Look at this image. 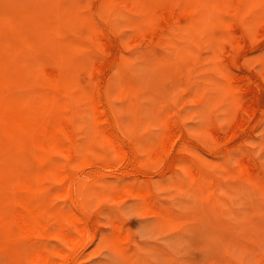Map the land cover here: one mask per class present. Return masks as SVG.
<instances>
[{
	"label": "rangeland",
	"instance_id": "1",
	"mask_svg": "<svg viewBox=\"0 0 264 264\" xmlns=\"http://www.w3.org/2000/svg\"><path fill=\"white\" fill-rule=\"evenodd\" d=\"M2 1L0 36L4 37L3 30L9 40L0 38L5 43L4 48L0 43V62L5 60L4 71L0 68L1 107L22 106L32 120L41 116L59 120L64 115L62 120L71 119L69 132L61 136L49 132L37 140L40 134L34 125H10L0 107V150H7L0 152L6 157H0L4 159L0 180L8 182H4L8 187L1 186L9 196L0 205V231L5 232H0V264H264V0ZM21 7L24 12L27 8L26 14ZM33 13L39 26L35 21V27L31 25ZM28 16L31 20H24ZM17 27L24 43L16 34L20 31H14ZM33 31L31 37L39 35L36 39L30 38ZM12 37L15 42L20 38L18 45ZM42 39L48 41L45 48ZM39 43L44 46L39 48ZM53 69L61 72L60 79H54ZM55 108L61 109V116ZM170 128L174 133L167 131ZM56 135L65 140L63 145ZM166 138L171 143H165ZM41 139L56 149L45 152ZM8 153L14 163L8 161ZM19 153L25 156L20 158ZM28 159L36 164L30 174L24 173H29ZM40 163L50 170L41 167L42 172L37 168ZM62 170L65 175L59 173ZM24 175L40 184L34 192L22 187ZM25 198L42 206L39 215L24 209ZM35 216H39L35 225H26Z\"/></svg>",
	"mask_w": 264,
	"mask_h": 264
},
{
	"label": "bare ground",
	"instance_id": "2",
	"mask_svg": "<svg viewBox=\"0 0 264 264\" xmlns=\"http://www.w3.org/2000/svg\"><path fill=\"white\" fill-rule=\"evenodd\" d=\"M0 1H2V0H0ZM16 1H17V0H16ZM23 1H24V0H23ZM100 1H102V0H100ZM154 1H155V0H154ZM160 1H161V0H160ZM196 1H197V0H196ZM198 1L200 2L201 0H198ZM220 1H222V0H220ZM225 1H226V0H225ZM228 1H229V0H228ZM2 2H3V1H2ZM18 2L21 3L19 0H18ZM103 2H104V0H103ZM152 2H153V1H152ZM156 2H157V1H156ZM170 2H171V1H170ZM189 2H190V1H189ZM191 2H192V0H191ZM194 2H195V1H194ZM223 2H224V1H223ZM23 3H24V2H23ZM195 3H196V2H195ZM1 4H2V3H1ZM30 4H31L30 6L32 7L33 4H32V3H30ZM162 4H163V3H162ZM201 4H202V3H201ZM18 5L22 6V5H24V4H18ZM18 5H16V6L18 7ZM159 5H160V2H159ZM172 5H173V4H172ZM194 5H195V4H194ZM202 5H203V4H202ZM204 5H205V4H204ZM204 5H203V6H204ZM3 6H4V5H3ZM13 6H14V5H13ZM157 6H158V5H157ZM170 6H171V5H170ZM179 6H180V5H179ZM189 6H190V5H189ZM198 6H199V5H198ZM203 6H202V7H203ZM10 7H11V6H10ZM10 7H9V8H10ZM23 7L25 8V6H23ZM160 7H161V6H160ZM162 7H163V6H162ZM192 7H193V6H192ZM200 7H201V6H200ZM7 8H8V7H7ZM11 8H13V7H11ZM11 8H10V9H11ZM21 8H22V7H21ZM21 8H20V10H21ZM24 8H22V12H24ZM179 8H180V7H179ZM197 8H198V7H197ZM14 9H16V8H14ZM18 9H19V8H18ZM31 9H32V8H31ZM191 9H192V8H191ZM201 9H203V8H200L199 10H201ZM1 10H2V9H1ZM16 10H17V9H16ZM157 10H160V9H157ZM177 10H178V9H177ZM180 10H181V9H180ZM192 10H193V9H192ZM195 10H197L196 7H195ZM3 11H4V7H3ZM26 11H27V8L25 9V12H24L25 14L27 13ZM166 11H167V10H166ZM170 11H171V10H170ZM170 11H168V12L170 13ZM181 11H182V10H181ZM183 11H184V10H183ZM32 12H34V11H32ZM157 12H158V11H157ZM159 12H160V11H159ZM159 12H158V13H159ZM176 12H177V11H176ZM188 12H189V11H187V13H188ZM190 12H191V11H190ZM194 12H195V11H194ZM194 12H193V13H194ZM201 12H202V11H201ZM5 13H7V12H5ZM158 13H157V14H158ZM163 13H164V12H163ZM166 13H167V12H165V14H166ZM169 13H167V14H169ZM187 13H186V14H187ZM193 13H192V14H193ZM7 14H8V13H7ZM34 14H35V13H33V16H34ZM152 14H153V12H152ZM170 14H172V13H170ZM173 14H174V13H173ZM176 14H177V13H175V15H176ZM190 14H191V13H190ZM192 14H191L190 16H192ZM159 15H160V14H159ZM175 15H174V16H175ZM188 15H189V14H188ZM33 16H32V17H33ZM35 16H37V15H35ZM35 16H34V18H32L33 20L31 21V25H33V23H34V21H35V20H34V19L36 18ZM152 16H153V15H152ZM28 17H29V16H28ZM155 17H156V16H155ZM171 17H172V16H171ZM177 17H178V16H177ZM145 18H146V17H145ZM28 19L31 20L30 17H29V18L26 17L24 20L27 21ZM148 19H149V18H148ZM156 19H157V18H156ZM20 20H21V19H20ZM30 20L28 21V24H29ZM142 20H143V19H142ZM142 20H141V22H142ZM151 20H152V18H151ZM165 20H167V19H165ZM173 20H174V19H173ZM36 21H39V20H36ZM36 21H35V23H36ZM146 21H147V18H146ZM146 21H144V22H146ZM148 21L150 22V20H148ZM174 21H175V20H174ZM202 21H203V20H202ZM32 22H33V23H32ZM157 22H158V21H157ZM167 22H168V21H167ZM167 22H166V24H165L164 26H167V27H168ZM170 22H171V20H170ZM152 23H153V22H152ZM174 23H175V22H174ZM25 24H26V23H25ZM25 24H24V25H25ZM28 24H26L27 27H28ZM36 24H37V26H39V23H36ZM36 24H34V25H36ZM42 24H43V23H42ZM142 24H143V23H142ZM142 24H141V25H142ZM147 24H148V22H147ZM157 24H158V23H157ZM0 25H2V24H0ZM29 25H30V24H29ZM31 25H30L28 28L32 27ZM34 25H33V26H34ZM40 25H41V24H40ZM149 25H150V24H149ZM149 25H148V26H149ZM152 25H153V24H152ZM2 26H3V25H2ZM37 26H36V27H37ZM142 26H143V25H142ZM150 26H151V25H150ZM154 26H155V25H154ZM3 27H4V26H3ZM6 27H7V29H8V25H7ZM6 27H5V28H6ZM27 27H26V28H27ZM34 27H35V26H34ZM34 27H33V28H34ZM44 27H45V26L43 25V28H44ZM137 27H138V25H137ZM139 27H140V26H139ZM139 27H138V30H139ZM144 27H145V26H144ZM37 28H39V27H37ZM37 28H36V29H37ZM43 28H42V29H43ZM45 28H46L47 31H49V30H48L49 26H48V28H47V27H45ZM150 28H151V27H150ZM153 28H155V27L152 26V29H153ZM10 29H11V28H10ZM15 29H16V27H15ZM23 29H24V28H23ZM40 29H41V28H40ZM40 29H37V30H40ZM142 29H143V28H142ZM158 29H159V28H158ZM17 30H18V31H17ZM17 30H14V31H16V32H19V31H20V29H19L18 27H17ZM28 30H29V29H28ZM28 30H27V31H28ZM46 30H45V31H46ZM50 30H51V28H50ZM63 30H64V29H63ZM143 30H144V29H143ZM146 30H147V29H146ZM146 30L143 31V32L146 33ZM150 30H151V29H150ZM161 30H162V29H161ZM7 31L10 32V30H7ZM52 31H54V30H52ZM65 31H66V30H65ZM1 32H3V35H4V37H5L6 34H7V32H5L6 34L4 33L3 30H2ZM50 32H51V31H50ZM56 32H57V31H56ZM71 32H72V31H71ZM76 32L78 33L77 30L75 31V33H76ZM87 32H88V30H87ZM90 32H92V31H90ZM90 32H89V35H90ZM139 32H140V31H139ZM143 32H142V33H143ZM147 32H148V30H147ZM152 32H153V31H152ZM21 33H23L22 30L19 32V34H18V33H16V34L19 35V36H21V35H20ZM33 33H34V31H33V32H30V38H33V36L31 37V34L33 35ZM46 33H47V32H46ZM82 33H83V32H82ZM157 33H159V31H158ZM9 34H10V33H9ZM36 34H37V33H36ZM44 34H45V33H44ZM73 34H74V32H73ZM99 34H100V33H98L97 35H99ZM102 34H103V33H102ZM102 34H101L100 36H102ZM140 34H141V32H140ZM0 35H2V34H0ZM22 35H23V34H22ZM28 35H29V33H28ZM42 35H43V33H42ZM42 35H41V36H42ZM71 35H72V34H71ZM83 35H85V33H84ZM91 35H93V34H91ZM97 35H96V36H97ZM147 35H148V34H147ZM160 35H161V34H160ZM160 35H159V36H160ZM8 36H9V35H8ZM14 36L16 37V35H14ZM37 36H39V35H37ZM37 36H35V38H33V39H36ZM45 36H47V35L45 34ZM75 36H76V35H75ZM145 36H146V35H145ZM157 36H158V35H157ZM1 37H3V36H0V38H1ZM4 37H3L2 39H3V40H7V39H4ZM9 37H10V36H9ZM49 37H51V36H49ZM78 37H79V36H78ZM90 37H91V36H90ZM97 37H98V36H97ZM151 37H152V36H151ZM151 37H150V38H151ZM153 37H154V36H153ZM20 38H21V39H20ZM20 38H19L20 40L17 39V42H15V38L13 39V37H12V39L14 40V42H15L17 45H18V40H19L21 43H24L23 41H21V40H23L22 38H24V35L21 36ZM43 38H44V37H43ZM47 38H48V37H47ZM71 38H73V37H71ZM92 38H93V36H92ZM99 38H100V37H99ZM102 38H103V37H102ZM102 38H101V40H102ZM2 39H1V40H2ZM53 39H54V38H53ZM56 39H57V38H56ZM73 39H74V38H73ZM78 39H79V38H78ZM86 39H88V38H86ZM89 39H90V38H89ZM103 39H104V38H103ZM3 40H2V41H3ZM8 40H9V39H8ZM8 40H7V41H8ZM42 40H45V39H42ZM48 40H49V39H48ZM74 40H75V39H74ZM76 40H77V38H76ZM92 40H93V39H92ZM96 40H97V39L95 38V41H96ZM101 40H100V41H101ZM2 41H1L0 43H1V45L3 46V48H4L5 45H3L4 42L2 43ZM11 41H12V40H10L9 42L12 43L13 41H12V42H11ZM24 41H25V39H24ZM49 41H50V40H49ZM52 41H53V40H51L50 42H52ZM54 41H55V40H54ZM88 41H89V40H88ZM9 42H8V44H9ZM14 42H13V43H14ZM28 42H29V41H28V39H27V44H26V42H25L26 46L29 44ZM34 42H35V41H34ZM47 42H48V41H46V40H45V42L42 41V44L45 43V44H44L45 46L42 45V44H41V46H44V48H45ZM91 42H93V41H91ZM15 43H14V44H15ZM21 43H20V44H21ZM52 43H53V42H52ZM94 43H95V42H94ZM4 44H5V43H4ZM14 44H13V45H14ZM16 44H15V45H16ZM47 44H48V43H47ZM89 44H90V42H89ZM30 45H31V44H29V46H30ZM53 45L55 46L54 43L52 44V46H53ZM82 45H83V44H82ZM93 45H95V44H92V46H93ZM2 46H1V47H2ZM22 46H23V45H22ZM33 46H36V44L33 45ZM39 46H40V43H39ZM41 46H40L39 48H41ZM92 46H91V47H92ZM1 47H0V48H1ZM93 47H94V46H93ZM96 47H97V46H96ZM25 48H27V47H25ZM29 48H30V47H29ZM29 48H28V49H29ZM1 49H2V48H1ZM28 49H27V50H28ZM33 49H34V48H33ZM46 49H47V48H46ZM55 49H56V47H55ZM59 49H60V48H59ZM59 49H57V50H59ZM5 50H6V49H5ZM47 50H48V49H47ZM49 50H51V48H49ZM70 50H71V49H70ZM97 50H98V49H97ZM10 51H11V50H10ZM10 51H8V52H10ZM39 51H40V50H39ZM41 51H43V50H41ZM44 52H45V51H44ZM46 52H47V51H46ZM70 52H71V51H70ZM2 53H4V52H2ZM11 53L14 54V53H17V52L14 51V53H13V51H12V52H10V54H11ZM48 53L50 54L51 51H48ZM55 53H57L56 50H55ZM71 53H72V52H71ZM184 53H185V52H184ZM184 53H183V55H184ZM10 54H8L9 57H10ZM12 54H11V55H12ZM17 54H18V53H17ZM44 54H45V53H44ZM52 54H53V53H52ZM57 54H58V53H57ZM57 54H54V55H57ZM4 55H5V53H4ZM24 55H25V54H24ZM24 55H23V56H24ZM50 55H51V54H50ZM2 56H3V55H2ZM8 56H7V54H6V57H7V59L9 60ZM45 56H46V54H45ZM57 56H59V55H57ZM71 56H72V55H71ZM180 56H181V55H180ZM184 56H185V55H184ZM15 57H16V55H14V58H15ZM18 57H19V56H18ZM21 57H22V56H21ZM25 57H26V56H25ZM42 57H43V55H42ZM48 57L51 58L50 56H48ZM4 58H5V56H4ZM12 58H13V56L10 57V59H12ZM26 58H27V57H26ZM28 58H31V57H28ZM52 58H54V57L52 56ZM52 58H51V59H52ZM0 59H1V53H0ZM24 59H25V58H24ZM54 59H55V58H54ZM54 59L52 60V63H53ZM56 59H57V58H56ZM56 59H55V60H56ZM8 60H7V61H8ZM12 60H13V62L16 61L15 59H12ZM19 60H20V57H19L18 61H19ZM21 60H22V59H21ZM21 60H20V63L22 64V61H21ZM35 60H36V59H35ZM39 60H40V59H39ZM1 61H4L3 63L5 64V60H3V58H2ZM28 61H29V60H28ZM30 61H31V60H30ZM10 62H11V60H10ZM25 62H27V61L25 60ZM31 62H32V61H31ZM31 62H30V63H31ZM0 63H1V64H0V68H1V66L3 67L4 64H3L2 62H0ZM8 63H9V62H6V64H7V68H8ZM14 63H15V62H14ZM23 63H24V62H23ZM93 63H94V62H93ZM96 63H97V62H96ZM2 64H3V65H2ZM11 64H12V62H11ZM24 64H26V63H24ZM24 64H23L22 67H24ZM9 65H10V64H9ZM16 65H17V63H16ZM16 65H15V67H16ZM27 65H28V63L26 64V66H27ZM31 65H32V64H31ZM31 65H30V66H31ZM37 65H39V64H37ZM93 65H95V64H93ZM99 65H100V64H99ZM10 66H11V65H10ZM13 66H14V64H13ZM97 66H98V65H97ZM183 66H184V65H183ZM4 67H5V66H4ZM22 67H21V68H22ZM37 67H39V66H37ZM29 68H30V67H29ZM39 68H41V67H39ZM1 69L4 71L5 68H1ZM8 69H9V68H8ZM10 69H11V68H10ZM10 69H9V70H10ZM12 69H13V67H12ZM12 69H11V70H12ZM26 69H27V67H26ZM30 69H31V68H30ZM9 70H7L6 72L9 73ZM14 70H15V69H13V71H10V72H15ZM24 70H25V68H24ZM93 70H94V69H93ZM30 71H31V70H30ZM33 71H34V74H36V73H35V70H33ZM0 72H1L0 74L3 75V74H2L3 72H2L1 70H0ZM28 72H29V71H27V73H28ZM51 72H52L53 75L55 76L54 79H57V78H59V77L61 76V72L58 71V70L53 69V70H51ZM4 73H5V72H4ZM7 73H5V75H6ZM15 73H16V72H15ZM17 73H19V72H17ZM20 73H21V72H20ZM27 73H26V75H28ZM29 73H30V72H29ZM174 73H175V72H174ZM11 75H12V74H11ZM13 75H14V74H13ZM15 75H16V74H15ZM36 75H37V74H36ZM41 75H42V74H41ZM43 75H44V74H43ZM165 75H166V74H165ZM18 76H20V75H18ZM54 76H53V77H54ZM1 77H2V76H1ZM3 77H4V76H3ZM9 77H10V75H9ZM9 77L7 76V78H9ZM15 77H16V76H15ZM27 77H28V76H27ZM27 77H26V78H27ZM35 77H36V76H35ZM49 77H50V76H49ZM61 77H62V76H61ZM79 77H80V76H79ZM23 78L25 79V77H23ZM23 78H22V79H23ZM81 78H82V77H81ZM81 78H80V79H81ZM91 78H92V77H91ZM14 79H15V78H14ZM42 79H43V77H42ZM50 79H51V78H50ZM59 79H60V78H59ZM77 79H78V77H77ZM82 79H83V78H82ZM86 79H87V78H86ZM12 80H13V79H12ZM51 80H52V79H51ZM57 80H58V79H57ZM70 80H71V79H70ZM0 81H1V80H0ZM3 81H4V80H3ZM46 81H47V80H46ZM49 81H50V80H49ZM60 81L63 82L62 79H61ZM60 81H59V82H60ZM68 81H69V80H68ZM71 81H73V80H71ZM71 81H70V82H71ZM34 82H35V81H34ZM84 82H86V80H85ZM87 82H88V80H87ZM87 82H86V84H87ZM10 83H11V82H10ZM35 83H36V82H35ZM56 83H57V82H56ZM67 83H68V82H67ZM72 83H73V82H72ZM80 83L82 84V81H80ZM59 84H60V83H59ZM63 84H65V83H63ZM1 85H2V83H1ZM11 85L13 86V84H11ZM14 85H15V84H14ZM30 85H31V84H30ZM47 85H50V84H47ZM65 85H66V84H65ZM65 85H64V86H65ZM72 85L74 86V84H72ZM79 85H80V84H79ZM87 85H92V84L89 83V84H87ZM87 85H86V86H87ZM33 86H34V84H33ZM33 86H32V88H33ZM67 86H69V85H66V87H67ZM73 86H71V84H70V90H71V91H72L71 87H73ZM77 86H78V85H77ZM80 86H81V85H80ZM80 86H79V87H80ZM58 87H59V86H58ZM88 87H91V86H88ZM0 88H1V87H0ZM32 88L30 87V89H32ZM63 88H64V87H63ZM77 88H78V87H77ZM80 88H83V87H80ZM84 88L87 89L85 86H84ZM84 88H83V89H84ZM17 89H18V88H17ZM30 89H29V90H30ZM39 89H41V88L39 87ZM65 89H66V88H65ZM85 89H84V90H85ZM88 89H89V88H88ZM91 89H92V87H91ZM91 89H90V90H91ZM26 90H27V89H26ZM29 90H28V91H29ZM33 90H34V89H33ZM33 90H32V91H33ZM77 90H79V89H77ZM90 90H89V91H90ZM28 91H27V93H28ZM52 91H53V90H52ZM92 91H93V90H92ZM245 91H246V90H245ZM21 92H22V91H21ZM33 92H34V91H33ZM35 92H36V91H35ZM80 92H81V94H82V92H85V91L80 90ZM13 93H15V92H13ZM37 93H40V92H37ZM41 93H42V92H41ZM45 93H46V92H45ZM53 93H54V92H53ZM56 93H57V92H56ZM72 93H74V92H72ZM25 94H26V93H25ZM50 94H52V93H50ZM66 94H67V93H65L64 95L66 96ZM20 95H21V94H20ZM44 95H45V94H44ZM61 95H62V94H61ZM72 95H74V94H72ZM72 95H71V96H72ZM86 95H87V94H86ZM13 96H14V95H13ZM49 96H50V95H49ZM76 96H77V95H76ZM9 97H11V96H9ZM16 97H17V96H16ZM32 97H33V96H32ZM37 97H39V96H37ZM41 97H42V96H41ZM52 97H53V96H52ZM52 97H51V98H52ZM54 97H55V96H54ZM59 97H60V96H59ZM66 97H67V96H66ZM72 97L74 98V96H72ZM83 97H84V96H83ZM83 97H82V98H83ZM98 97H99V96H98ZM43 98H44V97H43ZM51 98H50V101H52ZM60 98H61V97H60ZM70 98H71V97H70ZM87 98H88V96L86 97V99H87ZM12 99H13V98H12ZM12 99H10V100H12ZM24 99H25V98H24ZM33 99H35V98H33ZM45 99H46V97H45ZM61 99H62V98H61ZM76 99L80 101V99H78V97H77ZM83 99H85V97H84ZM83 99H82V100H83ZM88 99H89V98H88ZM13 100H14V99H13ZM25 100H26V99H25ZM56 100H57V99H56ZM74 100H75V98H74ZM77 100H75V101H77ZM27 101H29V99H27ZM27 101H25V103H27ZM31 101H32V100H31ZM35 101H36V100H35ZM41 101H42V98H41ZM47 101H48V100H47ZM54 101H55V100H53V102H54ZM63 101H64V100H63ZM72 101H73V99H72ZM72 101H71V102H72ZM251 101H252V100H251ZM16 102H17V101H16ZM44 102H45V101H44ZM12 103H13V102H12ZM12 103L10 102V104H12ZM23 103H24V102H23ZM54 103H55V102H54ZM58 103H59V102H58ZM73 103H74V101H73ZM2 104H3V103H2ZM8 104H9V103H8ZM39 104H40V103H39ZM45 104H47V103H45ZM49 104H50V102L48 103V105H49ZM64 104H65V103L62 104V108H63V105H64ZM56 105H58L57 107L59 108V104H56ZM56 105H55V107H56ZM73 105H74V104H72V106H73ZM75 105H76V104H75ZM78 105H80V104H78ZM85 105H86V104H85ZM96 105H97V104H96ZM10 106H12V105H10ZM41 106H42V105H41ZM41 106H40V108H41ZM53 106H54V105H53ZM100 106H101V105H100ZM234 106H235V105H234ZM0 107H1V105H0ZM31 107H32V105H31ZM45 107H46V106H45ZM57 107H56V108H57ZM1 108L3 109L2 115L5 117V120H6L10 125H15V124H17V123H23V124H26V125H28V126H29V125H34V126H35L34 129H37V131H38L39 134L41 135V136H40V135H36L37 137H39V138L35 137V138H37V140H39L40 137H41V138L44 137V135H47V133H49V132H51V133L53 132V133H56L58 136H61V134H62L63 131H65V130H68V132L70 131V130H69V125H70L69 122H70V119H71V118H70V116H69V120H68V121H67V120H65V121L62 120V119L64 118V116H65V115H64V112H62L64 116L61 117L62 119L59 118V120L56 119V116H55V118L46 117V116H41V117H39V118H37V119H35V120H32V119L28 116V113H31V112H28L25 108H22V106H21L20 108L13 107V106H12V107H4V106H2ZM51 108H52V110H53V107H51ZM56 108H55V110H56ZM60 108H61V107H60ZM62 108H61V109H62ZM73 108H74V106H73ZM80 108H82V107H80ZM100 108H101V107H100ZM29 109H30V108H29ZM61 109H60L59 111L56 110V112L58 111V114H59V112L61 111ZM77 109H78V107H77ZM85 109H86V107H85ZM85 109H83V110L85 111ZM101 109H102V108H101ZM33 110H34V109H33ZM79 110L81 111L82 109H79ZM86 110H87V109H86ZM99 110H100V109H99ZM39 111H40V110H39ZM97 111H98V110H97ZM237 111H238V110H237ZM251 111H253V110H251ZM35 112L37 113V111H34V113H35ZM53 112H54V110H53ZM73 112H75V111L73 110ZM81 112H82V111H81ZM103 112H104V109H103ZM34 113H33V114H34ZM54 113H55V112H54ZM98 113H99V112H98ZM60 114H61V113H60ZM60 114H59V115H60ZM76 114H78V111L76 112ZM42 115H43V114H42ZM53 115H54V114H53ZM100 115H101V114H100ZM236 115H237V114H236ZM236 115H235V116H236ZM60 116H61V115H60ZM67 116H68V115H67ZM72 116H74V115H72ZM58 117H59V116H58ZM58 117H57V118H58ZM75 117H76V116H75ZM75 117H74L73 120H75L76 118H78V116H77L76 118H75ZM79 117H80V116H79ZM167 117H168V116H167ZM236 117H237V116H236ZM100 118H102V115L100 116ZM163 118H164V117H163ZM163 118H162V119H163ZM243 118H244V117H243ZM60 119H61V121H60ZM80 119H81V118H80ZM78 120H79V119H78ZM100 120H101V119H100ZM171 120H172V118H171ZM171 120H170V121H171ZM232 120H233V119H232ZM238 120H239V119H238ZM242 120H243V119H242ZM75 121H76V120H75ZM103 121H104V120H103ZM173 121H174V120H173ZM240 121H241V119L239 120V122H240ZM71 122H72V120H71ZM165 122H166V121H165ZM167 122L169 123V121H167ZM176 122H177V121H176ZM243 122H244V121H243ZM72 123H73V122H72ZM74 123H77V122H74ZM162 123H163V122H162ZM171 123H172V122H171ZM171 123H170V124H171ZM239 124H240V123H239ZM78 125L80 126V123H78ZM95 125H96V124H95ZM99 125H100V124H99ZM164 125H166V124L164 123ZM240 125H241V124H240ZM73 126H74V124H73ZM75 126H76V125H75ZM166 126H167V125H166ZM80 127H81V126H80ZM162 127H163V126H162ZM167 127H168V126H167ZM173 127H174V125H173ZM81 128H82V127H81ZM174 128H175V127H174ZM233 128H236V127L234 126ZM12 129H13V128H12ZM74 129H75V128H74ZM95 129L97 130L96 126H95ZM163 129H167V128H165V126H164ZM163 129H162V130H163ZM168 129H169V128H168ZM170 129H171V130H167V131H169V132L171 131L170 133H174V132H172V128H170ZM72 130H73V129H72ZM101 130H102V128H101ZM101 130H100V134H101L102 131H103V130H102V131H101ZM20 131H21V129H20ZM34 131L37 133L36 130H34ZM73 131H74V130H73ZM73 131H72V132H73ZM75 131H76V129H75ZM167 131H166V133H167ZM175 131H176V130H175ZM231 131H232V130H231ZM17 132H18V131H17ZM163 132H164V131H162V133H163ZM29 133H30V132H29ZM29 133H27V135H28ZM36 133H35V134H36ZM70 133H71V132H70ZM77 133H78V132H77ZM77 133H76L75 135H77ZM94 133H95V131H94ZM97 133H98V132H97ZM97 133H96V134H97ZM104 133H106V132H104ZM231 133H232V132H231ZM2 134H3V133H2ZM72 134H73V133H72ZM175 134H176V133H175ZM232 134H234V132H233ZM11 135H12V134H11ZM15 135H17V134H15ZM21 135H23V133H21ZM27 135H24V136L27 137ZM51 135H54V134H51ZM57 135H56V139L58 138ZM68 135H69V134H68ZM68 135H67V136H68ZM75 135H72V136H75ZM103 135H104V134H103ZM107 135H108V134H106V136H107ZM161 135H162V134H161ZM165 135L167 136V134H165ZM2 136H4V134H3ZM6 136H7V135H6ZM17 136H18V135H17ZM30 136H31V133H30V135L28 136L29 139H30ZM72 136H70V139H71ZM98 136H101V135H97L96 137H98ZM25 137H24V138H25ZM28 137H27V138H28ZM33 137H34V136H33ZM49 137H52V136H48V140L50 139ZM54 137H55V136H53L52 139H54ZM163 137L165 138L164 135H163ZM170 137H171V136H170ZM170 137L167 136V138H170ZM172 137H175V135H173ZM0 138H1V137H0ZM8 138H9V137H8ZM10 138H11V137H10ZM27 138H25V140H26ZM45 138H46V137H45ZM45 138H44V139H45ZM63 138H64V137H63ZM75 138H76V137H75ZM108 138H111V137L109 136ZM167 138H166V140H165V143L167 142ZM2 139H3V137L0 139V141H1ZM5 139H6V138H5ZM5 139H4V141H2L3 145H4V142H6ZM11 139H12V138H11ZM11 139H9V140H11ZM15 139H16V138H15ZM21 139H22V138H21ZM31 139H32V138H31ZM68 139H69V138H68ZM68 139H66V140L68 141ZM106 139H107V138H106ZM113 139H114V138H113ZM18 140H19V139H18ZM22 140H23V139H22ZM25 140H24V141H25ZM73 140H74V139H73ZM102 140L104 141V139H102ZM110 140H112V139H110ZM163 140H164V139H163ZM31 141H32V140H31ZM35 141H36V139H35ZM40 141H41V143H42V144H41V147L39 146L40 148H42V149H43L45 152H47V153H48V151H52L51 149H53V148H50V147H49L50 145H47L46 142H45L44 140H42V139H41ZM51 141H52V140H51ZM64 141H65V140H64ZM64 141L62 140L61 137H59L58 140H57L58 144H62V142H63V144H64V143H65ZM160 141H161V145H160V147H161L162 144H163V143H162V142H163V141H162V136H161ZM171 141H172V140H171ZM27 142H28V141H26V143H27ZM36 142H37V141H36ZM113 142L115 143L114 140H113ZM168 142H170V141L168 140ZM168 142H167V143H168ZM6 143H7V142H6ZM6 143H5V144H6ZM14 143H15V140L12 141V146H13ZM16 143H17V142H16ZM29 143H30V140H29ZM34 143H35V142H34ZM53 143H54V142H53ZM68 143H69V142H68ZM74 143H75V140H74ZM74 143H73V144H74ZM170 143H171V142H170ZM170 143H169V144H170ZM23 144H25V143H23ZM36 144H37V143H36ZM36 144H35V145H36ZM63 144H62V145H63ZM66 144H67V142H66ZM66 144H65V145H66ZM15 145L17 146L18 144H15ZM32 145H33V144H32ZM39 145H40V144H39ZM53 145H54V144H53ZM69 145H70V144H69ZM69 145H68V147H69ZM74 145H75V144H74ZM111 145H113V144H111ZM115 145H117V144L115 143ZM166 145H167V144H166ZM5 146H8V145H5ZM26 146H28V145H26ZM163 146L165 147V145H163ZM167 146H168V145H167ZM14 147H15V146H14ZM14 147H13V148H14ZM33 147H35V146H33ZM39 147H36V148H39ZM51 147H52V146H51ZM61 147H62V146H61ZM164 147H163V148H164ZM15 148H16V147H15ZM21 148H22V147H21ZM26 148H27V147H26ZM31 148H32V146H31ZM49 148H50V150H49ZM63 148H64V147H63ZM113 148H114V147H113ZM117 148L120 149L118 145H117ZM168 148H169V147H168ZM168 148H166V149L168 150ZM7 149H8V148H7ZM9 149H10V148H9ZM19 149H20V147H19ZM23 149H24V148L20 149L19 152H20V153H21V152H22V153H26V152H24V151H21V150H23ZM55 149H56V148H55ZM55 149H53V150H55ZM59 149H61V148L58 147V150H59ZM68 149H69V148H68ZM1 150H2V149H1ZM1 150H0V152H1ZM10 150H11V149H10ZM10 150H9V152H10ZM25 150H26V149H25ZM33 150H35V152H36V149H33ZM40 150H41V149H40ZM61 150H63V149H61ZM61 150H59V151H61ZM116 150H117V149H116ZM2 151H3V152H7V150L4 151V149H3ZM11 151H12V150H11ZM29 151H30V150H29ZM29 151H28V155H29ZM56 151H57V150H56ZM118 151H119V150H118ZM121 151H122V150H121ZM3 152L1 153V156H0V157H2L3 154H5V153H3ZM35 152H34V153H35ZM53 152L55 153V151H53ZM122 152H123V151H122ZM20 153H19V155H20ZM51 153H52V152H51ZM118 153H119V152H118ZM8 154H9V153H8ZM35 154H36V153H35ZM45 154H46V153H45ZM58 154H59V153H58ZM10 155H11V153L9 154V156L6 154L7 158H9ZM12 155H13V153H12ZM26 155H27V154H26ZM43 155H44V154H43ZM158 155H159V154H158ZM14 156L16 157V154H14ZM14 156H13V157H14ZM21 156L24 157L25 154H24V155H20V158H21ZM39 156L41 157L42 155H39ZM52 156L56 158L57 155L55 156V155L52 154ZM3 157H4V155H3ZM46 157H47V156H46ZM49 157H51V156H49ZM4 158H6V157H4ZM26 158H27V156H26ZM29 158H30V157H29ZM31 158H32V157H31ZM31 158H30V159H31ZM155 158H156V157H155ZM2 159H3V158H2ZM2 159H0V160L2 161ZM22 159H23V158H22ZM34 159H35V157H34ZM37 159H39V158H37ZM46 159H47V158H46ZM46 159H45V160H46ZM3 160H4V159H3ZM9 160H10V158L8 159V161H9ZM23 160H24V159H23ZM31 160L34 161L35 163H36L37 161H41L40 159L37 160V161H36V159H35V160L31 159ZM49 160H50V162H52L51 159H49ZM49 160H48L47 162H49ZM53 160H54V158H53ZM8 161H7V162H8ZM17 161H18V160H17ZM32 161H30V162H32ZM9 162H11V161H9ZM12 162L14 163V160H12ZM12 162H11V163H12ZM26 162L29 163V159H28ZM42 162H43V161H42ZM42 162H41V163H42ZM55 162H56V161H54V163H55ZM57 162H58V161H57ZM126 162H127V161H126ZM11 163H10V164H11ZM35 163H33L34 166H32V165H33L32 163H29V164H30V166L28 165V166L30 167V168H29V173H27L28 171H27V172L22 171V172H24V173H26V174H30V172H31V171H30V170H31V166H32V168L34 167V169H35V166H36ZM41 163H40L41 166H40V165H37V168L40 167L39 169H41V167H43V170H44V166H42L43 163H42V164H41ZM52 163H53V162H52ZM1 164H2V163H1ZM47 164H48V163H47ZM3 165H4V164H2V166H3ZM18 165H19V162H18ZM26 165H27V164H26ZM54 165H55V164H54ZM4 166H5V165H4ZM47 166H48V165H47ZM6 167H7V166H6ZM8 167L10 168V165H8ZM12 167H14V166H12ZM22 167H23V166H22ZM22 167H21V168H22ZM59 167H60V166H59ZM59 167H58V168H59ZM62 167H64V166H62ZM62 167H61V168H62ZM21 168L19 169V171L23 169V168H22V169H21ZM45 168H46V166H45ZM47 168H48V167H47ZM47 168H46V170H47ZM53 168H55V167L53 166ZM53 168H52V169H53ZM58 168H56V169H58ZM25 169H26V167H24L23 170H25ZM48 169H49V168H48ZM59 169H60V168H59ZM59 169H58V170H59ZM2 170H3V168H2ZM4 170H5V168H4ZM4 170H3V171H4ZM46 170H44V171L47 172ZM49 170H50V169H49ZM49 170H48V172H49ZM5 171H6V170H5ZM8 171H9V170H8ZM25 171H26V170H25ZM35 171H36V170H35ZM41 171H42V169H41ZM53 171H54L53 174H56L55 169H54ZM9 172H10V171H9ZM37 172L41 173L39 170H37ZM42 172H43V171H42ZM51 172H52V170H51ZM62 172H63V174H64V171H63V170H62L61 172H59V173L62 174ZM49 173H50V172H49ZM15 174H16V173H15ZM26 174H25V175H26ZM51 174H52V173H51ZM57 174H58V173H57ZM8 175H9V173H8ZM25 175H24V177L22 178V180H23V181H22V183H23L22 187L25 188V189L30 190L31 192H34V191L37 189L36 186H39L40 184H39V185H35V182L33 181V180H35V179H33V178L31 179V178H29V177H27V176L25 177ZM33 175H34V174H33ZM33 175H32V176H33ZM42 175L44 176V179H45L46 176H45L43 173H42ZM64 175H65V174H64ZM66 175H67V174H66ZM0 176H2V175H0ZM43 176H42V177H43ZM49 176H50V175H49ZM52 176H53V175H52ZM52 176H51V177H52ZM59 176H60V175H59ZM8 177H9V176H8ZM53 177H54V176H53ZM53 177H52V178H53ZM60 177H61V176H60ZM60 177H59V178H60ZM66 177H68V175H67ZM66 177H65V178H66ZM34 178H35V177H34ZM46 178H48V177H46ZM59 178H58V179H59ZM71 178H72V177H71ZM0 179H1V178H0ZM2 179H3V178H2ZM11 179H12V178H11ZM14 179H15V178H14ZM40 179H41V178H37V180H40ZM49 179H50V178H49ZM62 179H63V178H62ZM68 180H70V178H68ZM3 181L5 182L6 180H3ZM7 181H9V180H7ZM40 181H41V180H40ZM51 181H52V180H51ZM59 181H62V180H59ZM4 182H3V183H4ZM42 182H43V180H42ZM42 182H41V183H42ZM67 182H68V181H67ZM3 183H2L1 180H0V205H2L1 203L5 202L7 199H9V196H8V194H7V192H6V190H8V189L5 190V189L3 188V187L6 186V184H7L8 182H5V183H6V184L4 183L5 186L2 187L1 185H2ZM46 183H47V182H46ZM61 183H62V182H61ZM69 183H70V184H69ZM69 183H68V185H71V184H72V182H70V181H69ZM7 185H8V184H7ZM9 185H10V184H9ZM47 185H48V184H47ZM53 185H54V184H53ZM65 185H66V184H65ZM65 185H63V186H65ZM56 186H59V185H56ZM6 187H8V186H6ZM40 187H42V185H41ZM52 187H53V186H52ZM60 188H61V187H60ZM60 188H59V189H60ZM62 188H63V187H62ZM9 189H10V186H9ZM39 189H40V188H39ZM51 189H52V188H51ZM52 190H53V192H54L55 189H52ZM52 190H51V191H52ZM60 190H61V189H60ZM62 190H63V189H62ZM62 190H61V191H62ZM31 192H30V193H31ZM45 192H46V191H45ZM47 192H48V190H47ZM68 192H69V190H68ZM68 192H67V194H68ZM51 193H52V192H51ZM57 193H59V192L57 191ZM32 194L35 195V193H32ZM39 194H42V193L39 192ZM46 194H47V193H46ZM49 194H50V193H49ZM42 195H43V194H42ZM52 195H53V194H52ZM54 195H56V192H55ZM59 195H60V194H59ZM59 195H57V196H59ZM10 196H11V195H10ZM50 196H51V195H50ZM57 196H56V197H57ZM39 197H40V196H39ZM48 197H49V196H48ZM52 197H53V196H52ZM56 197H55V198H56ZM43 198L46 199L47 197L45 198V196H44ZM70 198H71V197H70ZM23 200H24V201H23V206H24V209H25L26 211H28V212H35L36 215H39V213H40V210H39V209H40V207H42V206L39 207V205L35 204L32 200H30V199H28V198H25V199H23ZM37 200H39V199H37ZM145 200H146V199H145ZM148 200H149V199H148ZM148 200H146V201H148ZM50 201H51V199H50ZM55 201H56V200H55ZM42 202H43V201H42ZM44 202H45V200H44ZM44 202H43V203H44ZM46 202H47V201H46ZM144 202H145V201H144ZM5 203H6V202H5ZM50 203H52V202H50ZM50 203L48 204L49 207L51 206ZM57 203H58V202H57ZM147 203H149V202H147ZM20 204H21V202H20ZM53 204H54V203H53ZM55 204H56V203H55ZM40 205H41V204H40ZM46 205H47V204H46ZM4 206L6 207V205H4ZM4 206H2V207H3L4 210H5V207H4ZM48 206H47V207H48ZM9 208H10V207H9ZM45 208H46V207H45ZM52 208H53V205H52ZM52 208H51V209H52ZM56 208H59V205H57ZM56 208H55V209H56ZM145 208H146V207H145ZM1 209H2V208H0V210H1ZM14 209H15V208H14ZM14 209H12V210H14ZM43 209H44V208H43ZM51 209H50V212H52ZM45 210H46V209H45ZM52 210H53V209H52ZM2 211H3V210H2ZM59 211H60V210L58 209V212H59ZM66 211H67V210H66ZM0 212H1V211H0ZM3 212H5V211H3ZM12 212H15V211H12ZM19 212H20V211H19ZM56 212H57V211H56ZM71 212H72V211L69 212V210H68L69 215H70ZM1 213H2V212H1ZM7 213H8V212H7ZM16 213H17V212H16ZM35 213H34V215H35ZM42 213H43V212H42ZM64 213H65V212H64ZM2 214H3V213H2ZM10 214H12V213H10ZM13 214H14V213H13ZM18 214H20V213H18ZM29 214H30V213H29ZM53 214H54V213H53ZM74 214H75V213H74ZM0 215H1V214H0ZM60 215L62 216V213H61ZM2 216H3V215H2ZM2 216H0V217H2ZM29 216H32V215H29ZM29 216H28V217H29ZM11 217H12V216H11ZM24 217H26V216H24ZM2 218H3V217H2ZM9 218H10V217H9ZM38 218H39V216H35V218L33 217L32 219H31V217H30L31 221H27V220H26V225H32V226H33V224L35 225L34 222H35ZM73 218H74V217H73ZM73 218H72V219H73ZM77 218H78V217H77ZM5 219H6V217H5ZM44 219H45V218H44ZM46 219H47V218H46ZM72 219H71V220H72ZM74 219H75V218H74ZM11 220H12V218H11ZM48 220H49V219H48ZM48 220H47V221H48ZM60 220H61V219H60ZM75 220H76V219H75ZM78 220H79V219H78ZM6 221H7V220H6ZM15 221H16V220H15ZM19 221H20V220H19ZM19 221H18V222H19ZM50 221H51V220H50ZM8 222H9V221H8ZM8 222H7V223H8ZM23 222H25V220H24ZM81 222H82V221H81ZM81 222H80V223H81ZM7 223L5 224V226H7ZM13 223H14V222H13ZM19 223H20V222H19ZM39 223H40V221H39ZM74 223H75V222H74ZM2 224H4V223H2ZM2 224H1V225H2ZM15 224H16V223H15ZM46 224H47V222H46ZM65 224H67V223H65ZM9 225H10V224H9ZM26 225H25V226H26ZM72 225L74 226V224H72ZM81 225H82V224H81ZM54 226H55V224H54ZM82 226H83V225H82ZM36 227H39V225H37ZM40 227H41V226H40ZM45 227H46V226H45ZM51 227H52V226H51ZM51 227H50V228H51ZM56 227H57V226H56ZM80 227H81V226H80ZM0 228H1V227H0ZM18 228H20V227H18ZM31 228H32V227H31ZM42 228H43V227H42ZM46 228H48V227H46ZM53 228H54V227H53ZM86 228H87V227H86ZM2 229H7V227H6V228H2ZM2 229H1V230H2ZM14 229H15V227H14ZM16 229H17V228H16ZM48 229H49V228H48ZM82 229H84V228L82 227ZM23 230L25 231V229H23ZM33 230H34V229H33ZM40 230H41V229H40ZM43 230H45V229H42V231H43ZM46 230H47V229H46ZM78 230H80V229H78ZM4 231H6V230H4ZM8 231H9V230H8ZM80 231L82 232V230H80ZM0 232L5 234V232H3V231H0ZM33 232H34V231H33ZM44 232H45V231H43V233H44ZM47 232H48V231H47ZM60 232H63V231H60ZM20 233H21V232H20ZM35 233H36V232H35ZM63 233H64V232H63ZM63 233H62V234H63ZM68 233H70V232H68ZM6 234H7V233H6ZM32 234H33V233H32ZM65 234H66V233H65ZM65 234H64V235H65ZM16 235H17V234H16ZM21 235H22V233H21ZM27 235H28V234H27ZM37 235H39V234H37ZM43 235H44V234H43ZM71 235H72V234H71ZM1 236H3V235H1ZM1 236H0V238H2ZM18 236H19V235H17V237H18ZM24 236H25V235H24ZM29 236H30V235H29ZM33 236H34V235H33ZM66 236H67V235H66ZM6 237H7V236H6ZM39 237L42 238V236H39ZM39 237H37V238H39ZM8 238H9V236H8ZM8 238H7V239H8ZM12 238H13V237H12ZM22 238H23V237H22ZM71 238H72V237H71ZM3 239H4V238H3ZM18 239H19V238H18ZM23 239H24V238H23ZM42 239H43V238H42ZM4 240H5V239H4ZM30 240H31V239H30ZM30 240H29V241H30ZM34 240L37 241V239H34ZM70 240H72V239H70ZM0 241H1V240H0ZM20 241H21V240H20ZM39 241H41V239H40ZM6 242H7V241H6ZM15 242H17V241H15ZM15 242H14V243H15ZM34 242H35V241H34ZM31 243H32V242H31ZM7 244L9 245V242H7ZM10 244H11V242H10ZM20 244L22 245V243H20ZM11 245L14 246L15 244H13V242H12ZM37 245H39V244H37ZM0 246H1V244H0ZM28 246H29V245H28ZM34 246H35V245H34ZM8 247H10V246H7V249H8ZM16 247H18V246L16 245ZM32 247H33V246H32ZM22 248H23V247H22ZM35 248H36V247H35ZM35 248L33 247V249H35ZM14 249H16V248H14ZM14 249H12L11 252L14 253V251H15ZM23 249H24V248H23ZM37 249H39V248H37ZM3 250H4V249H3ZM13 250H14V251H13ZM16 250H17V249H16ZM20 250H21V249L19 248V251H20ZM24 250H25V249H24ZM24 250H23V251H24ZM46 250H47V249H46ZM4 251H6V250H4ZM41 251H42V249H41ZM43 251H44V250H43ZM47 251H48V250H47ZM11 252H10V253H11ZM15 252H16V251H15ZM20 253H21V252H20ZM54 253H55V252H54ZM8 254H9V253H8ZM37 254H39V253H37ZM45 254H46V253H45ZM58 254H59V253H58ZM9 255H10V254H9ZM9 255H8V256H9ZM18 255H19V254H18ZM18 255H17V256H18ZM24 255H25V253H24ZM41 255H42V253H41ZM14 256L16 257V254H15V253H14ZM30 256H31V255H30ZM54 256H55V255H54ZM10 257H12V256L10 255ZM22 257H24V256H22ZM22 257H21V259H22ZM34 257H35V256H34ZM48 257H49V256H48ZM48 257H47V259H48ZM24 258H26V257H24ZM24 258H23L22 262L25 261ZM36 258H37V257H36ZM41 258H42V257H41ZM49 258H50V257H49ZM17 259H19V258H17ZM19 260H20V259H19ZM19 260H18V261H19ZM42 260H43V259H42ZM45 260H46V258H45ZM18 261H17V262H18ZM26 261H27V260H26ZM29 261H30V260H29ZM40 261H41V260H40ZM19 262H20V261H19ZM41 262H43V261H41ZM44 262H45V261H44ZM27 263H28V262H27ZM31 263H32V261H31ZM33 263H34V261H33ZM45 263H46V262H45ZM20 264H23V263L20 262ZM24 264H25V262H24ZM35 264H36V263H35Z\"/></svg>",
	"mask_w": 264,
	"mask_h": 264
}]
</instances>
